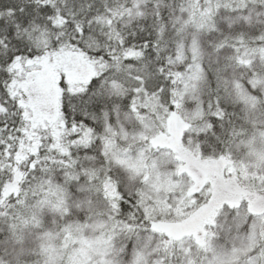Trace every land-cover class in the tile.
<instances>
[{"label": "snow or ice", "instance_id": "1", "mask_svg": "<svg viewBox=\"0 0 264 264\" xmlns=\"http://www.w3.org/2000/svg\"><path fill=\"white\" fill-rule=\"evenodd\" d=\"M0 264H264V0H0Z\"/></svg>", "mask_w": 264, "mask_h": 264}]
</instances>
